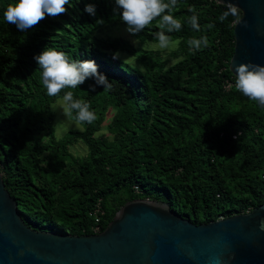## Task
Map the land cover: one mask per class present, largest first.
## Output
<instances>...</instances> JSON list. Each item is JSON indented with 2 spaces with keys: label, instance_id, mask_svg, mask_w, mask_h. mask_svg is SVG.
Returning a JSON list of instances; mask_svg holds the SVG:
<instances>
[{
  "label": "trees",
  "instance_id": "obj_1",
  "mask_svg": "<svg viewBox=\"0 0 264 264\" xmlns=\"http://www.w3.org/2000/svg\"><path fill=\"white\" fill-rule=\"evenodd\" d=\"M13 2L0 0V172L28 226L76 235L98 226L100 232L138 198L163 200L193 223L264 203V108L234 86V18L221 22L224 9L215 0H178L173 14L182 28L166 33L177 42L170 65L160 50L97 35L122 22L114 0H70L66 13L24 32L4 18ZM86 3L95 5V16L84 11ZM190 8L202 31L188 24ZM158 24L159 18L133 36L158 42ZM201 35L209 46L190 50L188 39ZM45 47L94 61L111 83L106 91L89 78L64 90L88 102L97 119L61 140L51 108L64 92L47 95L34 60ZM78 141L85 155L70 151Z\"/></svg>",
  "mask_w": 264,
  "mask_h": 264
},
{
  "label": "water",
  "instance_id": "obj_2",
  "mask_svg": "<svg viewBox=\"0 0 264 264\" xmlns=\"http://www.w3.org/2000/svg\"><path fill=\"white\" fill-rule=\"evenodd\" d=\"M225 2L243 11L233 27L229 70L235 75L236 65L249 62L264 66V0ZM261 219L264 203L193 223L163 200L138 198L124 203L97 233L36 230L21 218L0 172V264H264Z\"/></svg>",
  "mask_w": 264,
  "mask_h": 264
},
{
  "label": "clouds",
  "instance_id": "obj_3",
  "mask_svg": "<svg viewBox=\"0 0 264 264\" xmlns=\"http://www.w3.org/2000/svg\"><path fill=\"white\" fill-rule=\"evenodd\" d=\"M178 0H114V14L126 24V31L132 35L143 32L154 20L159 18V31L153 33L158 41L160 49H167L171 44V38L166 33L178 32L182 28L181 20L177 19L173 12L177 7ZM218 6L224 10L218 19L223 22L229 16L233 17V25L241 24L243 11L232 2L216 0ZM70 0H14L4 11V18L9 24H14L21 32L34 27L46 16L56 17L68 10ZM84 11L95 16L96 10L93 3H86ZM189 11L194 14L188 18V24L194 31H202L199 24V17L195 9ZM102 24L103 20H98ZM244 26L246 22H244ZM207 29L214 28V24L205 26ZM136 43V41H134ZM209 39L206 35L199 38H190L187 41L189 49L199 51L209 46ZM119 58V53L113 54V59ZM41 75L42 87L50 97L62 96V113L71 117L76 123L92 124L96 119L91 106L82 99H75L72 91L85 83L89 78L94 79L95 85L102 86L104 90H111L110 81L98 72L97 65L92 60L69 59L63 51L45 47L40 54L34 56ZM235 88L249 100L256 102L264 108V66L254 63H241L235 66ZM95 91V86H89ZM73 113L75 115H73ZM259 230L264 231V219L259 222ZM213 260L218 258L213 257Z\"/></svg>",
  "mask_w": 264,
  "mask_h": 264
},
{
  "label": "rangeland",
  "instance_id": "obj_4",
  "mask_svg": "<svg viewBox=\"0 0 264 264\" xmlns=\"http://www.w3.org/2000/svg\"><path fill=\"white\" fill-rule=\"evenodd\" d=\"M126 24L123 22L110 23L104 26L97 32L98 36L101 37H122L128 39L133 45L142 47L143 49L148 50H160L163 55L168 57V64H173L176 59H173L169 56L170 51L174 50L177 47L176 41H171L170 46L167 49H160L158 47V42L145 41L141 43L137 40L132 34L126 31ZM136 41V43H134ZM127 61H133V58L130 56H124ZM52 113H53V129L55 138L61 140L66 137L71 130H81L82 124L76 123L71 117L64 116L62 113V98H57L52 104ZM42 138L45 139V136L42 135ZM70 151L77 156H82L87 153V147L81 142L78 141L70 147Z\"/></svg>",
  "mask_w": 264,
  "mask_h": 264
},
{
  "label": "built area",
  "instance_id": "obj_5",
  "mask_svg": "<svg viewBox=\"0 0 264 264\" xmlns=\"http://www.w3.org/2000/svg\"><path fill=\"white\" fill-rule=\"evenodd\" d=\"M93 231H94V233H97L98 232V226L94 227Z\"/></svg>",
  "mask_w": 264,
  "mask_h": 264
}]
</instances>
